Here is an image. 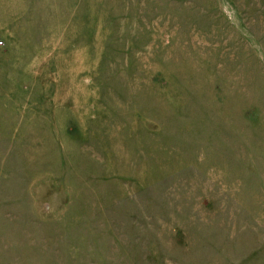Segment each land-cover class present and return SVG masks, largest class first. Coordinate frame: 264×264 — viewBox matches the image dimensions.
Here are the masks:
<instances>
[{"label":"rangeland","instance_id":"374dc122","mask_svg":"<svg viewBox=\"0 0 264 264\" xmlns=\"http://www.w3.org/2000/svg\"><path fill=\"white\" fill-rule=\"evenodd\" d=\"M1 4L0 264H264V0Z\"/></svg>","mask_w":264,"mask_h":264},{"label":"bare ground","instance_id":"6f19581e","mask_svg":"<svg viewBox=\"0 0 264 264\" xmlns=\"http://www.w3.org/2000/svg\"><path fill=\"white\" fill-rule=\"evenodd\" d=\"M0 3H1V0H0ZM4 5V4H3ZM2 4L0 5V8H1Z\"/></svg>","mask_w":264,"mask_h":264}]
</instances>
